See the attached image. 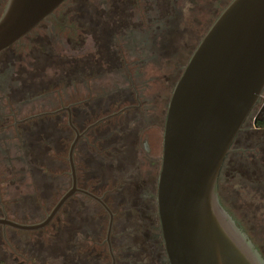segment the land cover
Wrapping results in <instances>:
<instances>
[{"label":"flooded vegetation","instance_id":"af4514ba","mask_svg":"<svg viewBox=\"0 0 264 264\" xmlns=\"http://www.w3.org/2000/svg\"><path fill=\"white\" fill-rule=\"evenodd\" d=\"M6 1L0 0V16ZM66 1L46 17L51 18L50 25L54 30L63 23L61 25L71 32L72 37H77L86 31L88 38L107 39L100 42L104 46L103 50L90 52L88 58L72 57L74 71L73 82L70 83L72 98L66 102L62 96H58V107L44 111L53 112L50 115L60 113L66 115V123L73 134V139L78 135L73 153L75 192L63 203L53 219L58 215L64 219L67 208H63L71 201L69 205L71 264H169L156 205L157 178L161 167L162 140L168 103L174 84L192 51L231 0H100L101 3L97 8H86V12L83 13L87 17V29L85 25L64 21L66 13L61 10H63L62 4ZM40 23L6 49L20 44L22 38L40 37L42 32H34ZM192 30L195 34L191 33ZM151 31L156 32L153 38H200L193 44L191 51L186 52L187 57L180 61L179 67L172 69L171 74L163 76L162 83L159 84V97L156 100L144 97L143 89L147 82L141 80L142 66L152 63L149 61V56L142 58L149 52L150 46L143 51L141 45L146 44L137 45L140 49L135 50L129 58L126 57L124 50V39L132 38L133 42L142 43L143 38H151L149 36ZM33 32L34 34L31 35ZM18 53L20 52L14 51L10 58L15 59L17 56L15 54ZM27 63L26 56H23L20 62L13 61L8 64V68L14 69L12 74L18 72V75L16 73L12 76L8 73L5 81L3 76L6 71L2 70L5 63L0 64L2 108L0 139L14 135L16 140H20L29 136L31 131L42 139L45 137L44 118L49 114L31 117L35 115L32 114L17 119L16 112L19 108L15 112L12 104L11 98L17 91L21 92L26 102L29 101V81L25 76ZM95 74L96 77L90 78ZM91 79L102 82L108 79L110 82V88H106L107 90L103 86L102 88L96 86L97 90L94 92L96 97L93 101L88 94L78 95L79 87L83 83L86 87ZM90 101L100 107L115 106L116 108L111 112L108 110L101 116L99 109L92 114L84 115L83 108L88 106ZM263 116L264 91L248 113L238 133L249 132L257 125V121L264 120ZM34 118H39L40 122L34 124L37 125L36 129L30 130V120ZM80 119L83 122L88 120V123L80 125L78 124ZM246 120L249 121V126L245 128ZM69 121L77 131L69 125ZM9 127L12 128V135L7 132ZM17 144L14 155L8 147L3 150L9 155L7 157L9 162L7 171L0 174H10L11 179L7 180L9 190L3 192L0 187V218L30 224L14 220L13 214L18 210L13 206L6 208L4 202H15L16 199L21 202L36 197L39 199L49 185L46 184L42 148L39 146L38 177L36 180L34 177V184H29L26 175L31 167L29 153L27 148L24 149L23 142ZM235 144L236 139L223 161L219 176L228 163L232 162L230 155H234L242 146L241 142L239 147ZM19 150L22 152L18 156ZM2 177L0 176V182L3 181ZM15 182L16 185H12ZM66 185L68 187L62 184L59 186L60 197L71 187V176L69 184ZM29 186L32 187L31 190ZM13 192L16 193L15 196ZM20 212L23 213V210ZM57 220L61 222L59 217ZM35 230H23L0 224V264H43L45 256L39 246V240L30 242L22 239L18 234V232Z\"/></svg>","mask_w":264,"mask_h":264},{"label":"water","instance_id":"95a60500","mask_svg":"<svg viewBox=\"0 0 264 264\" xmlns=\"http://www.w3.org/2000/svg\"><path fill=\"white\" fill-rule=\"evenodd\" d=\"M63 1L7 0L0 51ZM263 91L264 0H231L192 51L168 103L156 205L169 264H264L218 194L223 161ZM77 138L67 153L72 185L45 218L30 224L0 218V224L35 230L51 222L75 192Z\"/></svg>","mask_w":264,"mask_h":264},{"label":"rangeland","instance_id":"374dc122","mask_svg":"<svg viewBox=\"0 0 264 264\" xmlns=\"http://www.w3.org/2000/svg\"><path fill=\"white\" fill-rule=\"evenodd\" d=\"M100 3V0H67L62 4L63 10H60L66 13L65 22L72 21V24L76 22L80 25H85L87 29V17L83 13L86 12V8H97ZM50 19L48 17L42 21L34 31L42 32L40 37L22 38L20 44L5 49L4 52L0 53V64H6L2 68L3 71H6L3 76L4 81L7 79L8 73L12 74L14 71V69L8 68V64L13 61L16 63L20 62L23 56H26L28 61L25 76L29 81V101L26 102L20 91L14 93L11 98L14 111L16 112L17 108H19L18 112H16L17 119L54 110L58 107V96H62L68 102L72 98L73 93L70 86L74 75L71 63L72 57L88 58L91 54L90 52L103 50L104 46L100 42L107 39L88 38L86 31L79 35L77 34V37H72L71 32L61 25L63 23L58 25L60 28L55 27L54 30L50 25ZM191 33L195 34L193 30ZM155 35L156 32L151 31L149 34L151 38H143L144 41L142 43L137 41L136 43L132 41V38H126L124 39V50L126 57L129 58L135 50L140 49L137 48V45L145 43L146 45H141L143 51L150 46L151 49L142 58L149 56V61L152 63L142 66L141 80L147 82L145 89H143L144 97L156 100L159 97V84L162 83L163 76L171 74L172 69L179 67L180 61L187 57L186 52L191 51L193 44L200 38H153ZM133 39L141 40L142 38ZM14 51H19L20 53L15 54L17 56L12 59L10 56ZM16 73L18 75V72H15L12 76H15ZM96 76V74L91 75L90 78ZM96 86H99V88L103 86V88L109 89L110 82L108 79L103 82L91 79L86 87L84 83L79 87L78 95L84 96L88 94L93 101L96 97L94 96V92L97 90ZM151 92L155 94H149ZM151 95L154 96L150 97ZM115 108V106H109V108L100 107L90 101L88 106H84L83 109L85 110L84 115L92 114L93 111L99 109L101 116L106 114L108 110L111 112ZM1 111L2 108L0 106ZM44 121L46 122V134L43 139L32 131L29 136L20 138V140H16L14 135L0 139V169L3 168L0 173L7 171V163L9 162L7 160L9 155H6L3 150L8 147L11 149L12 155H14L16 154L15 146L18 145L17 142L19 144L23 142L25 145L24 149L27 148L31 162V167L27 171L28 174L26 173L29 184H34V177L35 180L38 177L39 146L42 148L46 168V184L49 187L46 188L39 199L36 197L21 202L17 201V199L15 202H4L6 208L13 206L15 210H18V212L13 214L14 220L23 221L24 223H33L41 220L60 197L61 188L59 186L62 184V186L68 187L66 183L69 184L70 182L67 153L73 134L68 129L66 115L64 116L62 113L58 115L49 114L45 116ZM252 121L253 118L251 123ZM38 122H40L39 118L31 119L30 130L32 128L36 129L37 125L34 124ZM87 123L88 120L83 122L82 119L78 122L80 125H86ZM247 126H249V121L246 120L244 127L246 128ZM59 130L61 131L58 132ZM11 131L12 128L9 127L7 132L10 135L13 134ZM240 142L242 145L240 150L234 155H230L232 162L228 163L218 178V194L224 209L251 240L262 258H264V126H255L249 132L242 131L238 133L235 146L239 147ZM21 152L19 150L18 156ZM0 176H3L0 187L5 192L9 190L7 180H10L11 176L10 174H0ZM12 185H16V182ZM15 188L17 187L15 186ZM31 188L29 186L30 190ZM15 194L13 192L14 196ZM70 202L65 204L63 208H67L65 218L63 219L61 215H58L61 220L60 223L57 220L58 217H56L43 229L18 232L24 240H29L30 242L31 240H39V246L43 249L45 256L43 264H71ZM22 210L23 213L20 212ZM100 213L103 214L102 211ZM100 235L104 237L103 234Z\"/></svg>","mask_w":264,"mask_h":264},{"label":"trees","instance_id":"16d2710c","mask_svg":"<svg viewBox=\"0 0 264 264\" xmlns=\"http://www.w3.org/2000/svg\"><path fill=\"white\" fill-rule=\"evenodd\" d=\"M256 126H264V120L261 121H257V125ZM238 135V134H237ZM237 137V136H236ZM236 139V138H235ZM234 139V140H235ZM220 199V198H219ZM237 224V223H236Z\"/></svg>","mask_w":264,"mask_h":264}]
</instances>
